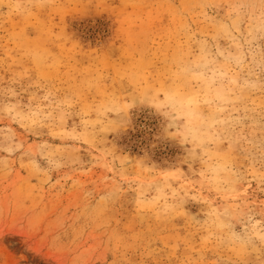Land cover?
Wrapping results in <instances>:
<instances>
[{
  "label": "rangeland",
  "instance_id": "obj_1",
  "mask_svg": "<svg viewBox=\"0 0 264 264\" xmlns=\"http://www.w3.org/2000/svg\"><path fill=\"white\" fill-rule=\"evenodd\" d=\"M0 264H264V0H0Z\"/></svg>",
  "mask_w": 264,
  "mask_h": 264
}]
</instances>
